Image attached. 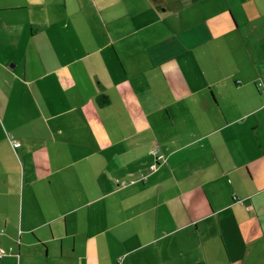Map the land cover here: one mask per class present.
Instances as JSON below:
<instances>
[{"label":"crops","instance_id":"obj_1","mask_svg":"<svg viewBox=\"0 0 264 264\" xmlns=\"http://www.w3.org/2000/svg\"><path fill=\"white\" fill-rule=\"evenodd\" d=\"M0 264H264V0H0Z\"/></svg>","mask_w":264,"mask_h":264},{"label":"trees","instance_id":"obj_2","mask_svg":"<svg viewBox=\"0 0 264 264\" xmlns=\"http://www.w3.org/2000/svg\"><path fill=\"white\" fill-rule=\"evenodd\" d=\"M180 1L183 2V3H185V4H189V3L194 2L196 0H180ZM260 85H262V82H261Z\"/></svg>","mask_w":264,"mask_h":264},{"label":"built area","instance_id":"obj_3","mask_svg":"<svg viewBox=\"0 0 264 264\" xmlns=\"http://www.w3.org/2000/svg\"><path fill=\"white\" fill-rule=\"evenodd\" d=\"M260 84H261V83H260ZM18 144H19L18 142H14V145H18ZM160 157H163V156H160ZM153 167L155 168V167H156V165H155V164H153V165H152V168H153Z\"/></svg>","mask_w":264,"mask_h":264},{"label":"rangeland","instance_id":"obj_4","mask_svg":"<svg viewBox=\"0 0 264 264\" xmlns=\"http://www.w3.org/2000/svg\"><path fill=\"white\" fill-rule=\"evenodd\" d=\"M170 3H172V0H168Z\"/></svg>","mask_w":264,"mask_h":264}]
</instances>
